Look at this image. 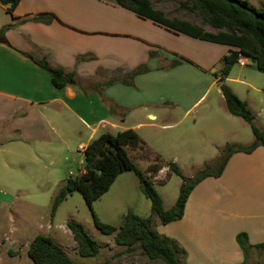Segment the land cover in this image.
Wrapping results in <instances>:
<instances>
[{
  "label": "crops",
  "instance_id": "obj_1",
  "mask_svg": "<svg viewBox=\"0 0 264 264\" xmlns=\"http://www.w3.org/2000/svg\"><path fill=\"white\" fill-rule=\"evenodd\" d=\"M246 1L254 8L264 7V0ZM2 30L0 264H20L17 253H8L12 241L32 234L28 248L38 233L53 239L51 221L50 231H35L42 218L30 220L12 211L8 189L12 176L14 184L19 183L15 166L26 162L39 166L42 147L58 131L68 139L81 125L84 133L78 129V149L103 132L115 134L127 128L145 141L138 132L145 125L167 128L175 113L192 114L196 121L198 116L210 123L212 130L216 151L206 154L204 162L213 160L226 142L248 145L253 139L237 138L245 121L227 110L220 90L226 83L246 101L236 83L250 87L249 83L231 77L232 70L230 84L229 73L223 80L215 74L230 48L224 44L171 31L111 0H20L12 15L0 4ZM36 60L73 73L78 84L54 87ZM214 86H219L222 108L206 117L207 106L197 111L196 107ZM221 137L230 140L221 142ZM29 141L38 148L30 147ZM164 169L153 177L159 178ZM162 201L164 208L172 207ZM156 230L177 242L186 264L242 262L244 252L236 235L245 233L250 245L246 264H264V248L255 247L264 243V148L231 154L219 176H207L193 187L182 216L160 223ZM24 262L32 264L29 259Z\"/></svg>",
  "mask_w": 264,
  "mask_h": 264
},
{
  "label": "trees",
  "instance_id": "obj_2",
  "mask_svg": "<svg viewBox=\"0 0 264 264\" xmlns=\"http://www.w3.org/2000/svg\"><path fill=\"white\" fill-rule=\"evenodd\" d=\"M111 1L171 31L230 47L220 59V67L215 72L220 80L228 75L240 55L251 58L256 69L264 73V9L254 8L246 0H184L183 6L200 16L204 23L216 29L215 32L207 31L203 26L186 19L168 17L162 10L155 8L150 0ZM19 2L20 0H0V4L6 5L10 15ZM2 32L3 30L0 34ZM36 63L48 72L54 87L78 84L74 74L65 73L62 67L49 65L44 60H36ZM135 72L141 70L136 69ZM220 90L227 110L240 116L249 125L253 139L248 145L226 142L220 147L218 155L210 162H205L191 177H186L175 162H169L166 165L168 170L181 178L178 196L172 207L164 208L161 195L153 182L128 156L127 146L142 143L136 130L127 128L115 134L103 132L89 141L83 149L81 173L65 179L52 201L50 216H54L58 204L73 191H78L91 208L92 202L108 190L118 174L130 170L137 177L143 195L151 201V212L158 217L160 223L179 219L193 187L207 176H219L231 154L238 151L249 153L257 146L264 148V130L254 121V114L246 101L225 84L220 85ZM162 167L163 165L155 166L154 172ZM149 222V217L143 218L129 211L123 215L122 223L116 227L100 221L93 213L95 228L103 234L115 233L116 244L128 248L138 244L151 260H160L164 264H186L183 255L181 256L184 251L179 248L177 242L158 234ZM66 227L77 244L80 256L93 257L98 254L99 243L86 232L81 223L68 219ZM236 240L244 252V260L237 264H246L247 249L250 245L245 233L237 234ZM255 247L264 248V243ZM27 255L34 264H76L55 244L51 236L41 233L36 234L30 241Z\"/></svg>",
  "mask_w": 264,
  "mask_h": 264
},
{
  "label": "rangeland",
  "instance_id": "obj_3",
  "mask_svg": "<svg viewBox=\"0 0 264 264\" xmlns=\"http://www.w3.org/2000/svg\"><path fill=\"white\" fill-rule=\"evenodd\" d=\"M150 1L168 17L186 19L204 28L216 30L204 23L195 12L185 8L184 0ZM247 59L248 65L240 66L235 63L232 66L231 77L244 79L249 83L250 87L238 83L236 85L240 88L241 96L246 98V103L254 114V121L263 129L264 73L255 68L251 58L247 57ZM228 77L227 83L230 84V72ZM219 96V86H214L206 100L196 107V111L207 106L205 116L208 117L212 111L222 108ZM197 120L193 119L192 114L183 116L182 113H175L170 119L171 126L161 128L154 124L145 125L138 131L144 137L145 141L141 140L143 145L127 146L128 156L144 175L154 182V187L162 196L166 207L174 205L181 183V178L168 171L166 165L173 161L183 174L188 175H185L186 177H191L203 167L206 154L210 155L216 151L213 146L214 141L209 134L212 131L210 123L199 121L198 116ZM243 125L244 130L241 131V135L237 134L239 136L237 138L243 140L241 138L247 136L251 140L252 134L248 124L243 122ZM78 129L82 134L84 133L81 125H78ZM78 129L76 127L75 133H70L68 139L59 131L58 138L52 136L50 142L42 147L43 156L40 157L39 166L28 162L15 166L19 174L17 179L19 183L14 184L16 179L13 180L15 177L12 176L8 189L12 211L22 213L30 220L42 218L35 226V231L48 232L51 224L53 227L51 234L55 244L61 247L76 264H164L160 260L149 259L138 244L132 248L116 244L115 233L103 234L93 224L94 213L100 221L118 227L122 223L123 215L130 211L143 218L149 217L150 226L158 233L156 228L160 221L155 214H152L151 201L143 195L137 177L130 170L118 174L108 190L92 202L91 208L87 206L78 191H73L58 204L54 216H50L52 201L65 179L68 176H75L82 168L83 154L77 148ZM64 140L68 141L69 148ZM219 140L225 142L230 140V137H221ZM28 144L34 150L38 148L33 141H29ZM158 165H163L165 169L162 170L159 178H154L156 174L154 169ZM68 219L81 223L86 232L99 243L100 248L96 256L82 257L78 254L77 244L66 227ZM28 237H22L20 242L12 241L8 250V253H17L15 255L20 264H25V259H29L34 264L26 254ZM260 258H263L262 255Z\"/></svg>",
  "mask_w": 264,
  "mask_h": 264
},
{
  "label": "built area",
  "instance_id": "obj_4",
  "mask_svg": "<svg viewBox=\"0 0 264 264\" xmlns=\"http://www.w3.org/2000/svg\"><path fill=\"white\" fill-rule=\"evenodd\" d=\"M237 64H239L240 66L248 65V59H247V56L240 55V56L238 57ZM79 149H80V150H83L84 147H83L82 145H80V146H79Z\"/></svg>",
  "mask_w": 264,
  "mask_h": 264
}]
</instances>
